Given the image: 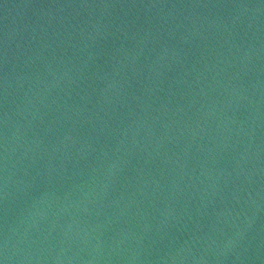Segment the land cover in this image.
<instances>
[{
	"label": "water",
	"instance_id": "water-1",
	"mask_svg": "<svg viewBox=\"0 0 264 264\" xmlns=\"http://www.w3.org/2000/svg\"><path fill=\"white\" fill-rule=\"evenodd\" d=\"M0 264H264V0H0Z\"/></svg>",
	"mask_w": 264,
	"mask_h": 264
}]
</instances>
